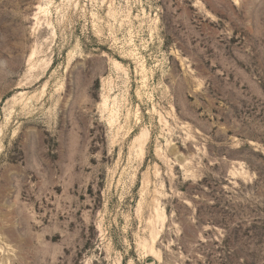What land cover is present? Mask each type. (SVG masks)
<instances>
[{
	"label": "rangeland",
	"instance_id": "rangeland-1",
	"mask_svg": "<svg viewBox=\"0 0 264 264\" xmlns=\"http://www.w3.org/2000/svg\"><path fill=\"white\" fill-rule=\"evenodd\" d=\"M150 261L264 264V0H0V264Z\"/></svg>",
	"mask_w": 264,
	"mask_h": 264
},
{
	"label": "bare ground",
	"instance_id": "bare-ground-1",
	"mask_svg": "<svg viewBox=\"0 0 264 264\" xmlns=\"http://www.w3.org/2000/svg\"><path fill=\"white\" fill-rule=\"evenodd\" d=\"M150 255L153 256L154 258L158 257V255L152 249L150 250Z\"/></svg>",
	"mask_w": 264,
	"mask_h": 264
},
{
	"label": "water",
	"instance_id": "water-1",
	"mask_svg": "<svg viewBox=\"0 0 264 264\" xmlns=\"http://www.w3.org/2000/svg\"><path fill=\"white\" fill-rule=\"evenodd\" d=\"M151 263V261L150 262H148V264H150Z\"/></svg>",
	"mask_w": 264,
	"mask_h": 264
}]
</instances>
